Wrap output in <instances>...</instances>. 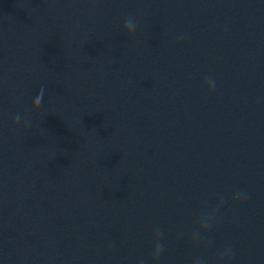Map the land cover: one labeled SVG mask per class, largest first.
<instances>
[{"label": "water", "instance_id": "obj_1", "mask_svg": "<svg viewBox=\"0 0 264 264\" xmlns=\"http://www.w3.org/2000/svg\"><path fill=\"white\" fill-rule=\"evenodd\" d=\"M142 261L264 264V0H0V264Z\"/></svg>", "mask_w": 264, "mask_h": 264}, {"label": "clouds", "instance_id": "obj_2", "mask_svg": "<svg viewBox=\"0 0 264 264\" xmlns=\"http://www.w3.org/2000/svg\"><path fill=\"white\" fill-rule=\"evenodd\" d=\"M198 2L199 0H197V3ZM135 29H136V24L133 22V20L131 18L126 19L124 22V31L127 32L129 35H132ZM205 83L207 84L208 90L210 92L215 90V80L214 79H212L211 77H206ZM43 91L44 89L42 88L41 91L37 94L36 98L33 100L32 108L34 111L38 110L41 106V103L43 101ZM14 123L16 124L20 123L19 115L15 117ZM236 198L239 199L240 197H236ZM155 240H156V243H155V248L152 253V256L154 260H158L161 253L163 252V244L160 242L159 234L155 236ZM223 255L230 256L231 255L230 250L229 252H226ZM141 264H143V261L141 262ZM197 264H200V261H197Z\"/></svg>", "mask_w": 264, "mask_h": 264}]
</instances>
